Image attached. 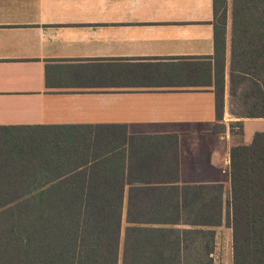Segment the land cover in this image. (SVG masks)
<instances>
[{
    "label": "crops",
    "instance_id": "0c3cea01",
    "mask_svg": "<svg viewBox=\"0 0 264 264\" xmlns=\"http://www.w3.org/2000/svg\"><path fill=\"white\" fill-rule=\"evenodd\" d=\"M213 23V0H0V185H116L120 253L128 227L175 229L214 264L230 150L264 118L236 115L227 33L216 112Z\"/></svg>",
    "mask_w": 264,
    "mask_h": 264
},
{
    "label": "trees",
    "instance_id": "16d2710c",
    "mask_svg": "<svg viewBox=\"0 0 264 264\" xmlns=\"http://www.w3.org/2000/svg\"><path fill=\"white\" fill-rule=\"evenodd\" d=\"M226 10L227 0H213L214 56L221 65L218 114ZM231 14L230 95L236 115L264 118V0H231ZM229 175L232 264H264V133L231 148ZM121 197L116 185H1L0 264H213L210 233L203 235L208 241L203 256L193 263L182 262L186 235L175 229L128 227L120 253ZM167 220L177 225L181 217ZM198 220L212 226L209 216Z\"/></svg>",
    "mask_w": 264,
    "mask_h": 264
},
{
    "label": "rangeland",
    "instance_id": "374dc122",
    "mask_svg": "<svg viewBox=\"0 0 264 264\" xmlns=\"http://www.w3.org/2000/svg\"><path fill=\"white\" fill-rule=\"evenodd\" d=\"M231 0H227V10H226V30L228 35V43L230 45V38H231V29H232V16H231ZM217 22V20H215ZM235 101V100H233ZM249 127V126H248ZM255 126H250L246 130V139H251V130L254 129ZM10 145V144H9ZM14 146V145H10ZM4 150L0 148V152H3ZM11 153H14L13 151ZM4 161L0 160V167H5ZM4 175H0V177H3ZM1 186V185H0ZM226 226H223L221 231L218 234L217 239V249H216V255L214 258V264H232V230L229 227V221L226 218Z\"/></svg>",
    "mask_w": 264,
    "mask_h": 264
}]
</instances>
